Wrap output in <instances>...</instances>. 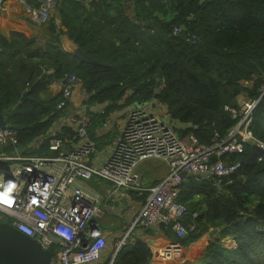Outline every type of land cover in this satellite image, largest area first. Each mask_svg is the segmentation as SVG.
<instances>
[{"label":"trees","instance_id":"obj_1","mask_svg":"<svg viewBox=\"0 0 264 264\" xmlns=\"http://www.w3.org/2000/svg\"><path fill=\"white\" fill-rule=\"evenodd\" d=\"M57 13L70 38L98 63L62 49L54 20L46 50L20 34L0 36V117L17 130L20 146L47 137L69 112L71 103L59 109L63 93H53L49 84L71 73L82 81L88 104L106 101L114 109L156 99L182 136L193 134L206 146L229 136L239 117L228 107L238 109L245 95L257 100L251 129L264 141V0H57ZM106 114L92 113L91 127ZM62 128L59 136L73 135L72 128ZM30 152L59 151L48 139ZM221 157L240 162L221 188L191 175L181 184L187 234L177 237L171 225L162 229L189 245L214 227L198 264H264V152L247 142L244 151L213 159ZM225 237L236 245L226 246ZM152 255L146 242L130 236L112 264H148ZM111 259L108 253L95 264Z\"/></svg>","mask_w":264,"mask_h":264},{"label":"built area","instance_id":"obj_2","mask_svg":"<svg viewBox=\"0 0 264 264\" xmlns=\"http://www.w3.org/2000/svg\"><path fill=\"white\" fill-rule=\"evenodd\" d=\"M7 1L0 0V10ZM14 1L20 5L22 15L34 25L49 24L57 12V0ZM77 79V75L71 73L56 81L55 93H63L59 109L72 102ZM83 96L84 100L88 99L85 91ZM242 97L238 109L228 107L234 117H239L237 124L226 139L211 146L200 144L193 134L182 136L176 130L179 124L168 113L167 120L162 117L161 103L156 99L141 102L126 112L125 123L106 157L95 154L100 139L89 136L91 114L106 113L109 105L106 101L92 105L91 114H87L85 101L76 108H69L46 132L47 137H38L26 146L36 148L49 139V148L59 151L55 155L29 153L31 150L20 146L16 129L8 125L0 127V173L5 180L17 182L10 206L0 207V221L32 237L43 249L54 251L56 264H95L108 254V236L100 219L115 202L126 206L123 200L129 198L131 191H136L140 195L148 194L125 234L114 243L115 252L109 264L136 227L147 231L171 225L178 236L186 235L188 225L184 216L188 209L179 201L185 177L191 175L198 181L210 179L221 188L225 178L238 170L240 162L228 157L214 160V154L242 152L247 142L255 143L264 152V141L256 138L251 129L257 100ZM63 126L72 128L73 135L59 136L64 132ZM110 126L109 121H105L102 133L109 131ZM218 136L214 138L217 140ZM152 158L165 161L169 172L158 183L145 186L139 166ZM91 180L104 182L107 187L102 191L91 186ZM197 215L195 212L192 216ZM154 256L180 263L184 260V246L179 241H170Z\"/></svg>","mask_w":264,"mask_h":264},{"label":"crops","instance_id":"obj_3","mask_svg":"<svg viewBox=\"0 0 264 264\" xmlns=\"http://www.w3.org/2000/svg\"><path fill=\"white\" fill-rule=\"evenodd\" d=\"M55 20L54 25H56V34L59 37V45L64 49L65 51L72 52L73 50L78 46L73 39L70 38L69 34L66 31V26L62 24L61 18L59 14L55 13ZM34 25L31 22H29L24 15H22L21 7L20 5L14 1V0H8L5 3V7L0 10V28L3 31H0V36L6 37L8 40H11L12 36H14L13 33L20 34L25 38H33L38 43L36 44V47H41L42 49L46 50V43L52 38L51 34L47 32L48 24L47 25ZM2 40L0 39V45H2ZM41 49V50H42ZM58 79H54L49 84L50 89L53 93H55L57 90L56 81ZM57 87V88H56ZM84 91H83V83L82 81L77 83L73 90V97L72 102L69 108H76V106L79 103L86 104V111L87 114H91L90 107L94 105L95 103L88 104L87 99L84 100ZM243 95L239 96V100ZM245 96V95H244ZM97 103V102H96ZM124 100L119 101L118 104H123ZM138 105L136 104H129L124 105L122 108H109L110 105L107 106V112L108 114H100L105 115L106 119L105 121H109L111 124L109 131L102 133V125L105 121L102 122V124L96 125L94 128L91 127L89 136L91 138H99V142L97 144V153H99L100 156H107L110 154V149L112 147V143L116 137V135L120 132L122 129L125 119H126V112L132 108L133 106ZM160 114H163L162 117L167 120L169 117L167 115V109L165 105L161 104L160 106ZM65 115V114H64ZM97 115V114H95ZM98 116V115H97ZM93 133L90 135V133ZM99 132V133H98ZM101 135V136H100ZM103 143L102 146L100 144ZM28 145V144H27ZM26 145V146H27ZM26 146H21L23 149L29 151L34 150L36 148H27ZM28 153V152H27ZM31 153V152H29ZM93 154L92 156H94ZM155 160V159H154ZM154 164L151 166L147 162L146 165L142 168V184L145 186H151L155 182H158L166 173L169 172V166L167 163L163 160H155ZM149 162V161H148ZM152 163V162H151ZM156 163V164H155ZM145 170V172L143 171ZM91 186L97 187L100 190H104L107 185L106 183H89ZM148 192H145V194L140 195L136 191H131V194L129 195V198L123 200L126 202V206H124L123 203L120 201L115 202L112 207H108L103 217L100 219L101 223L103 222L102 219L104 217H110L113 220L110 222L111 224H107L103 228V230L106 231L108 236V245H107V252L110 253L113 256V253L115 250L113 248L115 247L116 240H120L121 237L125 234V231L129 224L132 223L134 216L137 215L139 212V209L141 207V204ZM211 234L209 232H206L203 234L200 238L197 240L191 242L189 245H183L184 246V260H182L180 263H191V264H198L199 258L202 254L203 249L207 246L209 243V240L211 239ZM213 235V234H212ZM177 236V234H176ZM178 237V236H177ZM131 238H139L140 240L146 242L152 251V258L149 261L148 264H180L170 261H163L158 259L154 256V253L163 245L167 244L170 241H176L174 240V237L170 234H167L162 228H154V229H148L147 231H141L139 227H136V229L133 230V233L131 234ZM119 251V250H118ZM116 255V254H115ZM115 257V256H114ZM113 257V259H114Z\"/></svg>","mask_w":264,"mask_h":264},{"label":"water","instance_id":"obj_4","mask_svg":"<svg viewBox=\"0 0 264 264\" xmlns=\"http://www.w3.org/2000/svg\"><path fill=\"white\" fill-rule=\"evenodd\" d=\"M182 27L184 28V26ZM0 31H2L1 28ZM73 54L80 60L98 63L97 59L89 55L80 46L73 50ZM77 82L80 83L81 80L78 78ZM26 96L27 93H23L22 99ZM137 104L140 105L141 101ZM5 126H7L6 120L0 117V127ZM92 134L91 132L90 135ZM183 175L186 173L183 172ZM54 259V251L43 249L32 237L19 231L11 224L0 221V264H52Z\"/></svg>","mask_w":264,"mask_h":264},{"label":"clouds","instance_id":"obj_5","mask_svg":"<svg viewBox=\"0 0 264 264\" xmlns=\"http://www.w3.org/2000/svg\"><path fill=\"white\" fill-rule=\"evenodd\" d=\"M16 190V180H5L4 174L0 173V207L10 206L11 203L5 201L12 202ZM94 235H98V233H94Z\"/></svg>","mask_w":264,"mask_h":264},{"label":"rangeland","instance_id":"obj_6","mask_svg":"<svg viewBox=\"0 0 264 264\" xmlns=\"http://www.w3.org/2000/svg\"><path fill=\"white\" fill-rule=\"evenodd\" d=\"M55 16H56V15L53 14V16H52V18H51V21L56 19ZM54 18H55V19H54ZM51 21H50V22H51ZM49 24H50V23H49ZM49 24H48V25H49ZM41 27L44 28L43 25H41ZM246 84H248V83H246ZM242 99H244V98L242 97L241 100H242ZM148 160H150V161L147 162V163H148L149 165L152 166V165L154 164V162H156L155 160H159V159H155V160H154V158H152V159H148ZM148 160H145V161H148ZM145 161H144V162H145ZM160 161H161V160H160ZM144 162H143V163H144ZM151 162H152V163H151ZM143 163H141L140 166H139V171H140V173H143V172H142V167H143L144 165L147 164V163H146V164H145V163L143 164ZM142 164H143V165H142ZM155 164H156V163H155ZM145 170H146V169H145ZM143 171H144V169H143ZM102 220H103V222L101 223V227H104V226L106 225L105 223H107V224H111L110 222H111L113 219L110 218V217H107V218L104 217V219H102ZM211 230H212V231H211L212 234H214V227H212ZM211 232H210V233H211ZM212 234H211V236H212ZM223 243H224L226 246H229V247H232V246H235V245H236V243L234 242V240L229 239L228 237H225V238L223 239Z\"/></svg>","mask_w":264,"mask_h":264},{"label":"snow or ice","instance_id":"obj_7","mask_svg":"<svg viewBox=\"0 0 264 264\" xmlns=\"http://www.w3.org/2000/svg\"><path fill=\"white\" fill-rule=\"evenodd\" d=\"M6 203H11L10 201H5Z\"/></svg>","mask_w":264,"mask_h":264}]
</instances>
